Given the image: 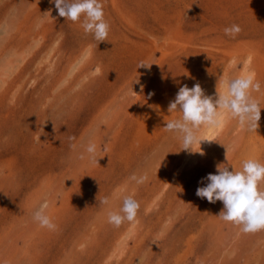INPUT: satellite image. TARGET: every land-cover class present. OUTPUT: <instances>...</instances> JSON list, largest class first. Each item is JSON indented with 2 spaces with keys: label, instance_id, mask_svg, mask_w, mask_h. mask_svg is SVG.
<instances>
[{
  "label": "rangeland",
  "instance_id": "rangeland-1",
  "mask_svg": "<svg viewBox=\"0 0 264 264\" xmlns=\"http://www.w3.org/2000/svg\"><path fill=\"white\" fill-rule=\"evenodd\" d=\"M100 2L101 43L50 0H0V264H264V231L241 233L196 195L217 164H264V0ZM248 74L256 132L224 113L193 153L163 128L181 119L168 112L180 87L215 99ZM89 141L98 163L78 158ZM126 196L137 219L116 228ZM45 200L55 230L33 220Z\"/></svg>",
  "mask_w": 264,
  "mask_h": 264
},
{
  "label": "clouds",
  "instance_id": "clouds-1",
  "mask_svg": "<svg viewBox=\"0 0 264 264\" xmlns=\"http://www.w3.org/2000/svg\"><path fill=\"white\" fill-rule=\"evenodd\" d=\"M55 5L59 17L73 23L82 22L81 26L86 35L99 43L105 42L109 35V24L104 19L103 5L100 0H50ZM225 35L235 38L241 28L237 24L224 29ZM150 68L151 65L141 61L138 68ZM226 91L213 97L205 95L201 86L196 83L192 88L184 85L179 88L175 99L169 103L168 112L181 113V119L172 120L163 127L165 131L176 133L182 141V150L193 151V146L201 144L198 131L202 126L219 127L222 116L227 113L230 118L236 119L239 126L247 131L256 132L261 119V107L259 102L251 96L252 92L259 93L261 85L255 81L254 74L237 77L224 82ZM69 137V140H74ZM71 147L76 148L75 144ZM83 151L79 159L86 157L90 162L98 163L96 159L97 145L89 141L81 144ZM201 154H203L201 152ZM233 169V168H232ZM137 184H143L147 180L146 175L133 174L130 178ZM206 185L198 187L196 195L207 199L209 203L222 202L223 209L219 218L239 228L243 234H254L264 231V164L253 159H247L242 163V170H229L227 164H217L216 174L209 173L201 183ZM100 205H109L107 197L99 201ZM49 203L45 200L33 214V220L41 228L55 230L46 210ZM139 203L131 196L123 199L119 212L109 211L108 222L119 228L124 222H135L139 210ZM143 264V261H140Z\"/></svg>",
  "mask_w": 264,
  "mask_h": 264
},
{
  "label": "bare ground",
  "instance_id": "bare-ground-1",
  "mask_svg": "<svg viewBox=\"0 0 264 264\" xmlns=\"http://www.w3.org/2000/svg\"><path fill=\"white\" fill-rule=\"evenodd\" d=\"M211 128V127H210ZM209 133V132H208ZM208 137V136H207Z\"/></svg>",
  "mask_w": 264,
  "mask_h": 264
}]
</instances>
